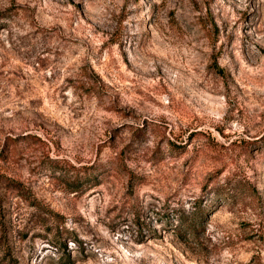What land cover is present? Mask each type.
<instances>
[{
    "label": "rangeland",
    "instance_id": "374dc122",
    "mask_svg": "<svg viewBox=\"0 0 264 264\" xmlns=\"http://www.w3.org/2000/svg\"><path fill=\"white\" fill-rule=\"evenodd\" d=\"M0 264H264V0H0Z\"/></svg>",
    "mask_w": 264,
    "mask_h": 264
}]
</instances>
